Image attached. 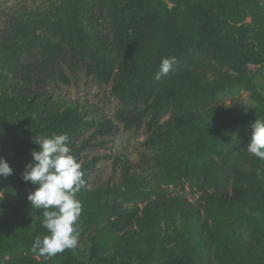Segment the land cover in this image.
Segmentation results:
<instances>
[{"label": "trees", "instance_id": "16d2710c", "mask_svg": "<svg viewBox=\"0 0 264 264\" xmlns=\"http://www.w3.org/2000/svg\"><path fill=\"white\" fill-rule=\"evenodd\" d=\"M164 57L176 63L155 80ZM251 65L264 66L260 0H54L11 16L0 34V157L13 169L0 177V264H264V160L247 151L264 97ZM67 70L110 87L122 129L144 127L147 152L119 158L117 181L88 187L100 157L85 150L120 127L97 104L51 91ZM232 88L255 108L231 114L218 96ZM52 133H67L82 165V256L32 251L48 233L22 172L34 140ZM185 185L189 194L172 191Z\"/></svg>", "mask_w": 264, "mask_h": 264}, {"label": "clouds", "instance_id": "9594fccd", "mask_svg": "<svg viewBox=\"0 0 264 264\" xmlns=\"http://www.w3.org/2000/svg\"><path fill=\"white\" fill-rule=\"evenodd\" d=\"M175 63V57L162 58L154 79L168 75ZM250 127L247 151L264 160V119L256 118ZM34 143L38 148L32 150V160L25 165L22 178L36 186L27 199L33 208L43 210L42 226L48 234L34 240L32 251L54 257L78 243L82 203L76 194L84 185L82 165L72 154L67 133L40 136ZM12 174L9 163L0 157V177Z\"/></svg>", "mask_w": 264, "mask_h": 264}, {"label": "rangeland", "instance_id": "374dc122", "mask_svg": "<svg viewBox=\"0 0 264 264\" xmlns=\"http://www.w3.org/2000/svg\"><path fill=\"white\" fill-rule=\"evenodd\" d=\"M54 0H2V13L0 16V34L3 30L8 29L11 16L18 15L23 11L24 7L28 8H44L50 6ZM264 6V0H260ZM249 19H247L248 21ZM257 46V44H256ZM251 75L256 82L258 91L264 97V66H250ZM67 75L70 78L68 84L58 81L53 85L51 91L55 94H62L74 99H85L90 103L97 104L104 113L111 118L116 124L114 113L117 108V102L110 92V87L106 84L99 85L91 77H88L83 71H69ZM219 103L225 105L231 114H238L239 112H247L255 108L256 100L251 98L250 91L232 88L224 91L219 96ZM119 130L114 135L100 136L96 135L91 139L92 145L85 150L87 158L91 156H99L100 159L94 166L88 178V187L93 188L101 182L110 179L111 182L117 181L120 173L119 158L126 156L131 162H137L143 151H146L143 145L145 137L144 127L139 129L124 130L119 124ZM249 129V128H248ZM90 134V131H87ZM180 191L182 194H189V188L185 185V189L175 188L172 190ZM188 192V193H187ZM3 192L0 190V196ZM10 198V197H9ZM195 200V198H192ZM128 204V203H127ZM132 204V203H131ZM142 205V203H138ZM142 241L138 243V252L140 257H149V250L152 247L151 234L146 230L140 232ZM86 236V235H84ZM80 238V237H79ZM90 246L88 237H84L78 241L77 246L72 248L75 255L82 256L87 253ZM79 252V253H78ZM81 252L83 254H81ZM131 255L135 254L134 249L128 251ZM49 258V257H46ZM131 261V260H130ZM129 261V262H130ZM165 259L162 257L149 264H162Z\"/></svg>", "mask_w": 264, "mask_h": 264}]
</instances>
